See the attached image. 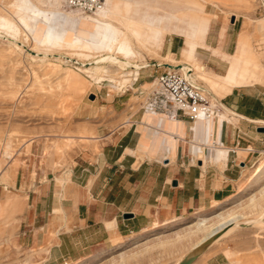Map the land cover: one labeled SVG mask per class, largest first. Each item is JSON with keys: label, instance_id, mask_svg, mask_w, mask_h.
Listing matches in <instances>:
<instances>
[{"label": "rangeland", "instance_id": "374dc122", "mask_svg": "<svg viewBox=\"0 0 264 264\" xmlns=\"http://www.w3.org/2000/svg\"><path fill=\"white\" fill-rule=\"evenodd\" d=\"M22 1H29L34 7L51 14L50 37L56 42L47 52L75 58L83 54L82 61L85 63L102 60L107 55L101 48H96L93 52L84 49L85 40L95 41L93 30L82 26V22H77L83 20L84 16L99 18L101 12L97 16L79 14L65 7L62 0L58 3L55 0ZM140 1V12H152L149 6L155 7L164 1L165 14H172L179 19L174 34L183 37L184 43L190 39L196 55L197 48L209 49L212 54L222 55L219 47H210L205 43L206 32L210 25L213 28L220 21H228L230 10L235 11L242 20V30L235 49L243 55L236 56L241 60L244 58L243 65L246 69L250 68L251 74L264 75L262 0H233L234 5L215 0ZM17 4L18 0H0V14L17 23L14 36L23 40L26 28L14 14ZM107 8L106 2L103 9ZM129 9L125 1L118 2V8L109 10L110 14L104 21L126 31L124 41L133 45L129 59L141 62L137 64L139 66L147 64L145 58L150 63L143 68V74L140 72L136 81L133 77L124 78L125 72L117 65L94 66L91 68L93 74H87L78 70L75 61L67 63L33 59L6 38L0 37V264H44L50 240L55 233L48 227L45 231V243H42L41 236L38 241H32L29 231L32 226L26 219L29 207L39 199L51 201L48 197L38 198L43 189L54 188L63 196L73 189L75 181L72 179V168L83 162L82 159L88 155L97 156L106 143L114 140L113 133L115 132V137L118 135L120 124L127 126L131 122L125 112L145 116L149 111L147 97L156 85L154 77L164 67H168L165 63L180 64L181 55L177 58L175 55L157 53L162 39L153 41L148 37L156 26L134 22ZM160 11L157 9L155 12ZM133 16L137 18L136 15ZM171 26V22L164 23L163 35L172 34ZM161 27L159 29L162 30ZM68 32L71 36L74 34L81 38L77 47L72 42H65ZM214 41L219 43L220 39ZM199 52L202 53L201 50ZM224 58L229 59L226 56ZM184 59L193 61L194 56ZM245 59L251 62L246 60L245 63ZM197 60L198 65L207 67L201 61L200 53ZM154 63L155 66L152 65ZM185 64L192 66L189 62ZM154 69L157 71H153ZM141 75L143 78H140ZM196 84L210 92L211 104L216 103L209 77L200 74ZM90 94L94 95L93 99L89 98ZM171 112L172 107L168 104L165 109L158 108L156 113H150L155 120L159 117L174 118L185 125V140L173 139L174 154L171 156L195 164L197 158L191 152L190 142H194L190 126L195 119L181 113L172 117ZM220 113L222 114L221 111ZM119 114L123 118L115 125L112 121ZM150 123L146 119L139 129L142 136L147 131L146 140L153 142L158 140L156 136H160L157 132H162L163 129L151 128ZM210 144L216 146V143H207ZM164 151L167 155L170 154ZM262 151L264 152V147L254 154L250 153L245 159V167H241L243 164L235 166V162L246 156L245 150L237 155L235 149L230 151L226 166L222 163L214 165L213 161L208 160L206 174L212 180L209 184L213 188L221 187L225 172L232 175L230 185L233 186L231 192H234V187L237 188L243 179L250 177L256 165L264 166ZM207 152L210 158H214L215 149ZM195 211L196 209L191 210L177 224L168 222L159 226V229L119 237L110 245L64 264H181L194 252L191 249L198 240L219 221L216 215L223 211L225 214L242 217L239 221L243 224L219 237V241L203 244L187 263L264 264V226L253 224L264 220V177H259L238 195H229L217 203L205 205L199 212ZM202 220L207 221L205 227L209 228L197 231V224Z\"/></svg>", "mask_w": 264, "mask_h": 264}, {"label": "crops", "instance_id": "0c3cea01", "mask_svg": "<svg viewBox=\"0 0 264 264\" xmlns=\"http://www.w3.org/2000/svg\"><path fill=\"white\" fill-rule=\"evenodd\" d=\"M111 1L128 3L134 22L156 26L162 39L161 47L157 50L159 55L167 53V56L175 55L177 58L181 55L180 64L191 63L197 78L202 74L211 79L212 92L222 118L205 121L195 119L190 126L194 133V142L190 141L191 152L197 158L193 164L171 156L174 154L173 139L185 140L187 134L182 122L165 117L155 120L149 111L145 116L125 112L131 122L127 126L120 124L118 135L115 137L113 133L114 140L106 143L97 156L88 155L82 159L83 162L77 163L78 167L75 165L72 168V179L75 181L73 189L67 191L65 196L54 188L43 189L38 198L48 197L51 201L39 199L29 207L26 219L32 226L29 229L32 241H38L41 236L42 243H45L48 227L55 233L50 240L44 264H64L72 259L83 258L88 253L112 244L119 237L143 232L155 222L161 226L189 214L193 209L199 211L211 202L217 203L229 195L233 196L245 179L231 192L232 175L223 172L224 184L213 188L209 184L212 180L206 174L209 166L207 161L226 166L230 151L235 149L237 155L245 150L246 156L239 159L244 165L241 167H245L246 157L264 147V131H259L260 127H264V75L251 74L249 67L245 69L244 58L241 57L242 61L237 62L239 69L234 75V82L226 80L229 73L223 57L243 56L235 49L242 30L241 17L235 11L230 10L228 21H220L213 28L210 25L205 37V43L210 47H219L222 55L197 48V55L200 53L205 67L198 65L196 52L193 61H186L182 56L184 39L174 34L179 19L172 14H165L164 1L155 7L149 6L152 12H140V0ZM215 1L234 5L233 0ZM157 9L161 11L155 12ZM165 22L172 23L170 35H163ZM159 26H162V30ZM214 39H220V42ZM145 62L147 64L141 66L138 76L140 72L143 74L145 66L150 65L146 58ZM121 118L119 114L112 122L116 125ZM145 118L151 121L149 127L163 129L157 132L160 135L156 136L158 140L147 141V131L144 136L140 135L139 127L146 121ZM207 143H216V146ZM211 149H215L214 158H210L207 152ZM219 149L226 152L225 158H218ZM164 150L170 153L169 157ZM238 162H235V166H240ZM56 209L59 211L55 212ZM124 213L131 216L124 217Z\"/></svg>", "mask_w": 264, "mask_h": 264}, {"label": "bare ground", "instance_id": "6f19581e", "mask_svg": "<svg viewBox=\"0 0 264 264\" xmlns=\"http://www.w3.org/2000/svg\"><path fill=\"white\" fill-rule=\"evenodd\" d=\"M58 1L59 0H55L56 3H58ZM262 1L264 3V0ZM106 2H107L108 8L105 10L103 8L106 7ZM111 8L117 9L118 2L111 1V0H108V1L104 0L103 5L99 7L96 11H94L93 13H87V14H93V16H97V14L101 12L100 13L101 15H99V18H91L92 16H84L85 18L83 20H77V22H82V26L93 30V36H94L95 41L85 40L86 45H84V49L90 50L93 52L96 50V48L97 49L101 48L102 51L107 54L102 60H99V61L85 63L84 61H82L83 54H80L79 57L75 58V57L68 56L66 54H54V53L47 52L49 49L54 47V44L56 42L52 40L53 37H50L49 26L51 24V14L42 11L38 7H34L33 5H31L29 1L18 0L16 12L14 13L15 16L19 19L20 23L23 24L26 28L24 30V39L23 40L16 39V37L14 36V29L18 27L17 23H15L9 17H6L1 14H0V37L4 39L6 38L13 46L18 48L19 50L20 49L23 50L26 54L30 55L33 59H46L47 61L56 60V61L67 62V63H71L75 61L78 64V70L80 72L87 73V74H93L91 71V68L94 66L104 67V64L117 65L121 70L125 72L123 76L124 78L133 77V80H134L139 73L141 65L140 66L137 65L133 60H131V58L130 59L128 58L129 53L133 52V47H132L133 45L124 41V38L126 36V33H125L126 31L124 32L117 26L104 21V19L108 18V14H110L109 10H112ZM74 12H77V11H74ZM77 13L82 14L80 12H77ZM87 14H83V15H87ZM21 28L23 27L21 26ZM148 37L150 40L157 41L161 38V32L157 29H152L150 33L148 34ZM80 40L81 38L77 37L74 34L73 36H71L69 32L67 36L65 37V42H72L73 44H75L74 45L75 47L78 46ZM40 49H44V50L40 51ZM195 52H196V49L194 48L192 42L190 41V39H187L181 51L182 56L185 58H191L194 56ZM224 59L226 61V68L228 69V73H229V76L226 80L233 81L234 75L239 69L237 66V62H241L242 60L238 56H234V57L232 56L227 60L226 58ZM246 60L247 59H245V63L251 62L249 60H247L246 62ZM165 65L171 69H175V70L181 69L185 77L191 83L197 85L196 84L197 74L194 73V69L191 65L175 64V63H172V64L165 63ZM197 69L199 70L200 68L198 67ZM154 81L156 82V80ZM204 90L209 97L210 92L206 91V89ZM207 109L208 110L205 113H203V111L201 110L195 119L199 121H205V120L211 119L213 115H215L216 118H222V114L219 112L220 110L217 108L216 103L211 104L210 98H209V106ZM217 152L219 153L218 155L219 159H223L226 157L225 151L219 149L217 150ZM259 177H264V166H261V165L256 166L255 169L252 171L251 176L245 179V181L239 185L238 191L236 192L235 195H238L239 193L243 192L251 183L257 180ZM216 216L219 218V221L216 224L214 223L213 224L214 226L211 229L209 227H205V224L207 223L206 220H202L201 222L197 224V231H203L208 228L209 230L200 240H198V243H196V245L191 249V250L194 249V252L190 256L187 257V260L190 257H192V255H195V253L199 251V247L203 245L205 242L209 240L210 242L211 241L214 242L218 240L219 237L229 233L230 231L238 227L239 224H243V223H240L239 221V219L242 217H238L236 216V214L235 215L225 214V212L223 211ZM183 218L184 216H181L175 220L170 221V223L172 225L177 224L178 222L183 220ZM253 224L264 226V220L256 221ZM159 225H160L159 223H154L149 228L145 229L143 232L154 230L157 227H159ZM209 246L210 245H208V247ZM181 259L183 260V258Z\"/></svg>", "mask_w": 264, "mask_h": 264}, {"label": "built area", "instance_id": "2783aa9c", "mask_svg": "<svg viewBox=\"0 0 264 264\" xmlns=\"http://www.w3.org/2000/svg\"><path fill=\"white\" fill-rule=\"evenodd\" d=\"M65 7L82 14L93 13L103 5L104 0H62ZM138 76V75H137ZM137 80V77L134 81ZM154 80L156 85L147 98V108L156 113L158 108L172 107L171 115L178 114L195 119L199 112H207L209 97L201 86L191 83L185 75L175 69L166 67ZM243 164L242 161L238 165Z\"/></svg>", "mask_w": 264, "mask_h": 264}, {"label": "water", "instance_id": "95a60500", "mask_svg": "<svg viewBox=\"0 0 264 264\" xmlns=\"http://www.w3.org/2000/svg\"><path fill=\"white\" fill-rule=\"evenodd\" d=\"M89 98H90V99H93V98H94V95H93V94H90V95H89ZM259 131H264V127H260V128H259ZM173 184H175V182H174ZM130 216H131V214H129V213H124V217H130ZM209 242H210V240L207 241V242H205L204 244L209 243ZM201 246H202V245H201ZM201 246H200V247H201ZM200 247H199V248H200ZM181 264H188V263H187V259H186V261H185L184 263H181Z\"/></svg>", "mask_w": 264, "mask_h": 264}]
</instances>
